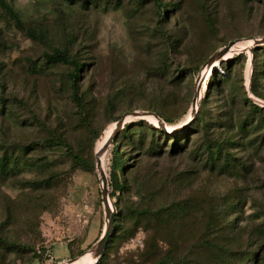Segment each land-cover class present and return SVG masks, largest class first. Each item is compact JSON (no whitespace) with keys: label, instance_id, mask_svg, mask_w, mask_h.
<instances>
[{"label":"rangeland","instance_id":"obj_1","mask_svg":"<svg viewBox=\"0 0 264 264\" xmlns=\"http://www.w3.org/2000/svg\"><path fill=\"white\" fill-rule=\"evenodd\" d=\"M261 37L264 0H0V264H86L74 262L107 224L97 143L133 110L169 119L178 149L164 139L158 153H142L119 139L131 189L117 199L124 216L97 261L264 264V126L243 102L264 109ZM55 49L82 63L84 112L71 98L70 66L44 57ZM205 143H222L234 168L221 158L226 171L210 169ZM111 155L112 142L101 155L108 193ZM182 206L166 222L132 213Z\"/></svg>","mask_w":264,"mask_h":264},{"label":"trees","instance_id":"obj_2","mask_svg":"<svg viewBox=\"0 0 264 264\" xmlns=\"http://www.w3.org/2000/svg\"><path fill=\"white\" fill-rule=\"evenodd\" d=\"M80 1L82 5H85L89 0H77ZM93 0H90L92 2ZM8 8V6L6 5ZM169 8H166L165 11H168ZM14 14V13H13ZM165 13L160 14V19L165 17ZM260 47V46H258ZM261 48V47H260ZM256 48L252 49L255 51ZM45 59L47 60L48 63H63V64H68L70 66V71L67 74V78L69 81V89L71 93V98L75 102L76 106L78 107L80 112H84L85 110L83 109V102L81 95L79 94V84H78V77H79V71L81 70L82 63L79 62L77 59H75L72 54H68L62 50H57L55 49L51 53H45L44 54ZM214 70V69H213ZM229 71V70H228ZM224 83V79L222 80H215L213 81L214 85ZM206 90L209 91L210 89V84L206 85ZM243 99V98H242ZM243 102H248L251 106V110L255 112L256 114H259L260 118V123L259 125H263L264 122V117H262V114H264V109H262L260 106H257L253 103L250 102V100H244ZM152 112V111H151ZM155 113V112H154ZM157 114L162 121L165 123L169 122V119L163 117L159 113ZM116 118H113V121H116ZM239 125V128L243 131L245 130V124L244 121H242ZM169 127L170 125L167 124ZM204 126V124H202ZM134 127H138V132L137 135L133 131ZM255 126H251L250 129L254 130L256 129ZM248 131V130H247ZM246 131V132H247ZM149 134L150 138L147 141V144L149 148H143V146L146 144V137ZM136 135V138H135ZM182 136V135H181ZM185 138H188V135L186 136L185 133ZM125 139L128 142L132 143L133 145H137L139 151H142V153H158L160 148V140L164 141V139H168L169 141L172 140L171 144V150L169 151L171 154L174 153L178 148V140L176 139L175 136L171 135L170 133H167L164 131V129H159L158 127L152 126L147 124L144 120L142 119H135L132 121L126 122L122 129L118 131L114 135V139L112 141V155L110 158V172H109V178H108V187L110 188V197L112 199H115L114 201V207H115V213L113 215V220H114V226L112 228L111 234L114 232H117L119 229L117 227V223L121 221V219L124 216V210L121 205L117 203V199H120V195H122L124 192H127L131 189L130 182L127 178V172L125 171L127 169V162L123 159L122 157V152L121 148H118V144L120 142V139ZM176 140V143L174 142ZM39 144V143H38ZM53 145L52 142H45L43 146H51ZM223 146L222 143H205L204 150L207 152V158H206V163L210 169H216L218 168L220 171H226L224 170L223 166L218 164L219 159L223 158L224 165L231 166V168H234L235 166V158L233 156H228L227 153L228 151L222 152ZM106 154V151L104 152V156ZM72 158L74 160L82 161L86 158H82L81 156H78L77 154H73ZM104 160V157H103ZM8 164L7 158L1 157L0 158V166L3 169L6 165ZM84 165L87 166V168H92L94 166L92 156L89 155V158L87 157V160H84ZM104 170V169H103ZM39 182L41 183H48L46 179L40 180ZM183 207H179L176 209L171 210L170 207L162 208V209H155L154 211H148V209H137L133 208L132 213H134L136 216H143V215H153L156 218H159L163 222L166 221H171L176 218H179V214L184 212ZM135 217V216H134ZM136 218V217H135ZM207 220L211 224V217L207 215ZM110 234V235H111ZM38 255L35 254L33 258H37ZM100 261H97V264H100Z\"/></svg>","mask_w":264,"mask_h":264},{"label":"water","instance_id":"obj_3","mask_svg":"<svg viewBox=\"0 0 264 264\" xmlns=\"http://www.w3.org/2000/svg\"><path fill=\"white\" fill-rule=\"evenodd\" d=\"M234 41H230L228 42L227 45L223 46L222 48H220L219 50H217L216 52H214L207 60V64L209 65L210 63H212L214 60L220 58L224 53H226L228 51V49L230 48L231 45H233ZM255 44L258 43H264V37H261L257 40H254ZM195 105V98L193 100V106ZM151 115L154 118H156L157 121V125L168 131L167 127L165 125V123L162 121V119L155 114L154 112L151 111H137V110H133V111H126L123 112L120 117L116 120V126L114 129L113 134H111V136L104 142L103 146L100 148V150L95 152V156H96V168L98 169V173H99V177L101 180V196H102V200H103V206H104V211H105V216H106V220H107V224L105 226V230L103 232V235L101 237L100 240H98V242L95 245V251H96V259L92 264H96L98 257L103 253L104 247L106 245L108 236L111 234V230H112V223H113V213H114V208L110 202V197H109V193H108V188H107V180H106V176L104 171L102 170V168L100 167V160L98 158L99 153H102L104 151L107 150V148L110 146L114 135L118 132V130H120V128L128 121H132L135 119H145V116ZM100 167V170H99ZM72 260H70L69 262H71Z\"/></svg>","mask_w":264,"mask_h":264},{"label":"bare ground","instance_id":"obj_4","mask_svg":"<svg viewBox=\"0 0 264 264\" xmlns=\"http://www.w3.org/2000/svg\"><path fill=\"white\" fill-rule=\"evenodd\" d=\"M247 43L249 44V41H247ZM236 44H234L232 47H234ZM197 99V98H196ZM195 99V101L197 102V100ZM195 102V103H196ZM193 108V107H192ZM191 117V116H190ZM144 118H151L152 120H154L155 122H157L156 121V118H154L153 116H151V115H148V116H145ZM115 126H116V121H115V123L113 124V125H110L107 129H105V131H104V133H103V135H102V137L98 140V143H97V147H98V149H97V151L98 150H100V148L103 146V144H104V142L111 136V134H113V132H114V129H115ZM167 127V126H166ZM167 130H168V127H167ZM168 131H170V130H168ZM105 152V151H104ZM104 152H102V153H99V155H98V158H99V160H100V167L102 168V162H101V155L104 153ZM100 167H99V170H100ZM102 170H103V168H102ZM104 171V170H103ZM88 255V258L86 257ZM96 251L95 250H93V251H89V252H87V254H85V255H83V256H81L79 259H77L74 263H78V262H84V263H86V264H91V263H93L94 261H95V259H96ZM76 259V258H75ZM74 259V260H75ZM73 260V261H74ZM72 262V261H71ZM68 263H70V262H67L66 264H68Z\"/></svg>","mask_w":264,"mask_h":264}]
</instances>
